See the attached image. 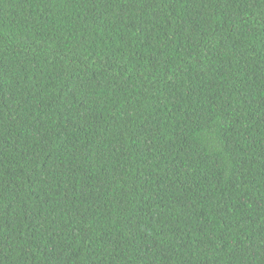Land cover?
Masks as SVG:
<instances>
[{"label":"trees","instance_id":"obj_1","mask_svg":"<svg viewBox=\"0 0 264 264\" xmlns=\"http://www.w3.org/2000/svg\"><path fill=\"white\" fill-rule=\"evenodd\" d=\"M0 264H264V0H0Z\"/></svg>","mask_w":264,"mask_h":264}]
</instances>
